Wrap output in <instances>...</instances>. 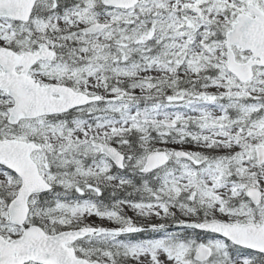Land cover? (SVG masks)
Here are the masks:
<instances>
[{"label":"snow or ice","instance_id":"obj_1","mask_svg":"<svg viewBox=\"0 0 264 264\" xmlns=\"http://www.w3.org/2000/svg\"><path fill=\"white\" fill-rule=\"evenodd\" d=\"M0 264H264V0H0Z\"/></svg>","mask_w":264,"mask_h":264}]
</instances>
